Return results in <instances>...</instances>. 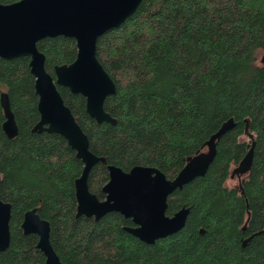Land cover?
I'll return each instance as SVG.
<instances>
[{"label": "trees", "instance_id": "trees-1", "mask_svg": "<svg viewBox=\"0 0 264 264\" xmlns=\"http://www.w3.org/2000/svg\"><path fill=\"white\" fill-rule=\"evenodd\" d=\"M38 48L54 78L55 67L78 54L76 40L62 36L43 39ZM262 57L264 0H144L97 44V58L117 88L105 102L116 123H97L83 95L58 87L90 151L106 160L88 180L101 201L108 166L125 172L153 167L173 180L234 121L206 175L168 198V216L189 209L184 228L154 244L128 233L134 223L120 213L99 220L78 216L76 181L84 164L63 136L33 131L41 115L30 58L0 57V199L12 205L11 244L0 252V264H45L39 237L22 229L33 209L50 223L62 264H264ZM3 93L18 126L13 139L3 129ZM253 145L242 195L228 180Z\"/></svg>", "mask_w": 264, "mask_h": 264}, {"label": "water", "instance_id": "water-1", "mask_svg": "<svg viewBox=\"0 0 264 264\" xmlns=\"http://www.w3.org/2000/svg\"><path fill=\"white\" fill-rule=\"evenodd\" d=\"M143 1L21 0L11 5L0 3V57L5 60L30 58L41 115L33 131L63 136L84 164L82 175L76 181L78 216L99 220L109 213H120L134 223L133 227L125 228L128 233L147 244H154L184 228L189 209L168 216V198L176 190L206 175L216 157L219 140L234 128V121L225 123L207 142V151L190 158L173 180L153 167L136 166L125 172L116 166H108L109 182L103 188L106 199L101 201L90 191L88 180L93 168L106 160L90 151L88 136L58 90L60 86L83 95L87 113L97 123H116L106 112L105 102L116 94L117 88L97 58V44L100 37L131 18ZM59 36L75 39L78 54L73 63L56 66L54 78L46 70V56L39 50L38 42ZM262 63L264 67V57ZM1 105L6 118L3 129L13 139L18 135V126L6 93L1 95ZM253 155L254 145L232 177L249 173ZM238 188L244 195L242 180ZM11 218L12 205L0 199V252H5L11 244ZM22 229L25 235L39 237L38 248L46 258L45 264H62L51 244V225L36 209L25 214Z\"/></svg>", "mask_w": 264, "mask_h": 264}, {"label": "rangeland", "instance_id": "rangeland-1", "mask_svg": "<svg viewBox=\"0 0 264 264\" xmlns=\"http://www.w3.org/2000/svg\"><path fill=\"white\" fill-rule=\"evenodd\" d=\"M263 58V57H262ZM262 58L259 60V64L260 65H263L262 63ZM244 176L246 175H243L242 177H238L237 175H234V177H231L229 180H228V185L230 187H239L240 185V182H241V179L244 178Z\"/></svg>", "mask_w": 264, "mask_h": 264}, {"label": "flooded vegetation", "instance_id": "flooded-vegetation-1", "mask_svg": "<svg viewBox=\"0 0 264 264\" xmlns=\"http://www.w3.org/2000/svg\"><path fill=\"white\" fill-rule=\"evenodd\" d=\"M242 180V179H241ZM240 184H241V182H240Z\"/></svg>", "mask_w": 264, "mask_h": 264}]
</instances>
